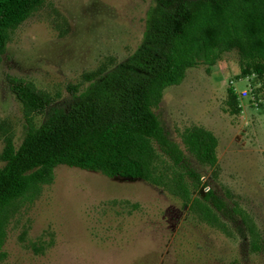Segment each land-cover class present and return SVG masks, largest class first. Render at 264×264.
<instances>
[{
	"label": "rangeland",
	"instance_id": "374dc122",
	"mask_svg": "<svg viewBox=\"0 0 264 264\" xmlns=\"http://www.w3.org/2000/svg\"><path fill=\"white\" fill-rule=\"evenodd\" d=\"M151 4L44 0L11 32L0 63V155L7 138L18 146L25 133L21 104L6 77L30 82L55 97L54 106H64L68 85L81 89L84 74L112 68L139 47ZM229 88L237 97L236 115L227 103ZM155 114L185 157L181 169L170 170L159 152V172L184 173L190 198L200 200L212 190L226 206L219 214L225 230L199 220L162 187L58 166L50 185L10 209L0 264H264V78L242 76L232 50L209 72L190 69L179 86L166 88ZM45 115L36 116L33 126ZM193 126L217 140L216 173L199 165L182 144L181 133ZM233 208L254 226L259 252L250 251L249 235Z\"/></svg>",
	"mask_w": 264,
	"mask_h": 264
},
{
	"label": "trees",
	"instance_id": "16d2710c",
	"mask_svg": "<svg viewBox=\"0 0 264 264\" xmlns=\"http://www.w3.org/2000/svg\"><path fill=\"white\" fill-rule=\"evenodd\" d=\"M43 3L0 0V63L9 34ZM232 50L237 51L242 76L264 78V0H152L139 47L112 68L84 74L81 89L68 85L70 100L64 106H54L55 97L32 83L7 76L8 90L22 107L25 133L18 146L7 138L0 155V249L10 209L50 185L58 166L162 187L199 220L225 230L219 214L226 206L212 190L200 200L190 198L184 173L159 172V152L170 161V170L181 169L185 157L167 137L155 110L165 89L179 86L188 70L205 67L209 72ZM236 100L229 88L233 115L240 112ZM42 114L44 121L33 126ZM181 141L199 165L216 173L217 140L212 133L193 126L181 133ZM186 175L193 177L191 172ZM231 212L249 235L250 251L259 252L254 226L238 209Z\"/></svg>",
	"mask_w": 264,
	"mask_h": 264
}]
</instances>
